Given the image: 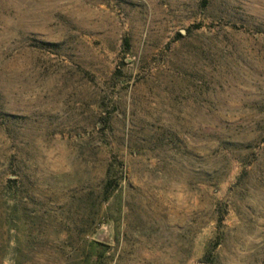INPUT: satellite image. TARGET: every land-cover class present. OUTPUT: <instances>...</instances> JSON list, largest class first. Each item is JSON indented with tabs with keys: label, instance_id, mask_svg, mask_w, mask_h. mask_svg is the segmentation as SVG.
I'll use <instances>...</instances> for the list:
<instances>
[{
	"label": "rangeland",
	"instance_id": "374dc122",
	"mask_svg": "<svg viewBox=\"0 0 264 264\" xmlns=\"http://www.w3.org/2000/svg\"><path fill=\"white\" fill-rule=\"evenodd\" d=\"M0 264H264V0H0Z\"/></svg>",
	"mask_w": 264,
	"mask_h": 264
},
{
	"label": "trees",
	"instance_id": "16d2710c",
	"mask_svg": "<svg viewBox=\"0 0 264 264\" xmlns=\"http://www.w3.org/2000/svg\"><path fill=\"white\" fill-rule=\"evenodd\" d=\"M188 31V29H187ZM178 35L180 36V33H178ZM124 45L128 48V41L127 40H124Z\"/></svg>",
	"mask_w": 264,
	"mask_h": 264
}]
</instances>
